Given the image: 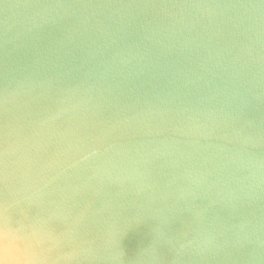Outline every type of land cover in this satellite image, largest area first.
Segmentation results:
<instances>
[{
  "label": "water",
  "instance_id": "1",
  "mask_svg": "<svg viewBox=\"0 0 264 264\" xmlns=\"http://www.w3.org/2000/svg\"><path fill=\"white\" fill-rule=\"evenodd\" d=\"M264 264V0H0V262Z\"/></svg>",
  "mask_w": 264,
  "mask_h": 264
},
{
  "label": "clouds",
  "instance_id": "2",
  "mask_svg": "<svg viewBox=\"0 0 264 264\" xmlns=\"http://www.w3.org/2000/svg\"><path fill=\"white\" fill-rule=\"evenodd\" d=\"M10 242L8 240V233L5 232V257L0 264H9V257L7 256V248L10 247ZM15 264H38L40 257L38 253L33 251L30 246H23L16 251Z\"/></svg>",
  "mask_w": 264,
  "mask_h": 264
}]
</instances>
